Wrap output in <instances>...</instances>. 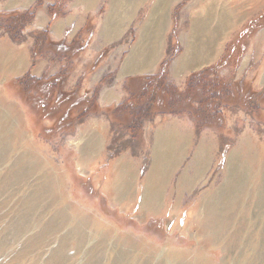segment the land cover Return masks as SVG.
Masks as SVG:
<instances>
[{
	"label": "rangeland",
	"instance_id": "374dc122",
	"mask_svg": "<svg viewBox=\"0 0 264 264\" xmlns=\"http://www.w3.org/2000/svg\"><path fill=\"white\" fill-rule=\"evenodd\" d=\"M24 28L19 40L1 26L0 35L20 43ZM233 40L202 70L216 68L244 101L230 93L215 113L199 111L187 83L202 70L190 72L173 84L186 100L156 110L136 138L121 130L125 121L114 112L124 99L110 107L94 101L93 112L65 125L57 85L43 93L27 76H0V264H264V8ZM60 58L53 56L54 68L66 75L71 66ZM166 120L189 128L190 149L177 174L196 173L194 189L172 198L171 212L118 208L101 173L80 164L83 140L99 132L113 149H105L106 159L127 153L142 158L146 170L144 127Z\"/></svg>",
	"mask_w": 264,
	"mask_h": 264
},
{
	"label": "crops",
	"instance_id": "0c3cea01",
	"mask_svg": "<svg viewBox=\"0 0 264 264\" xmlns=\"http://www.w3.org/2000/svg\"><path fill=\"white\" fill-rule=\"evenodd\" d=\"M37 1L0 0V15L31 11ZM56 3L42 0L20 43L0 35V76L6 81L28 76L40 81L43 93L59 80L71 101L94 100L104 107L119 104L128 87L155 74L170 56L166 70L174 85L214 64L264 8V0H63L53 14ZM42 36L51 45L45 41L34 58L36 38ZM121 39L123 44H117ZM53 56L70 64L66 75L57 73L64 67L55 69ZM188 130L174 120L144 127L150 135L145 136L150 144L146 170L142 158L127 153L106 159L99 132L83 140L79 161L101 173L105 195L118 208L148 215L171 212L172 198L189 196L195 187L196 173L177 174L190 149Z\"/></svg>",
	"mask_w": 264,
	"mask_h": 264
},
{
	"label": "trees",
	"instance_id": "16d2710c",
	"mask_svg": "<svg viewBox=\"0 0 264 264\" xmlns=\"http://www.w3.org/2000/svg\"><path fill=\"white\" fill-rule=\"evenodd\" d=\"M56 1L57 3L50 8L53 14L59 13V4L63 0ZM41 2L42 0H38L31 11L1 14L0 26L15 40H19L21 38L20 31L32 21L35 9L41 4ZM45 41H47L45 37L36 38V45L33 49L34 58L39 55V46L44 45L46 43ZM47 43L48 45H51L50 42L47 41ZM231 51H233V49H231ZM169 58L162 62L157 74L142 77L138 80L139 82H134L130 87H128L126 97L123 102L114 110L116 115L123 118L125 121L124 125L119 124L121 130L129 132L132 138H136L137 135L141 134L142 122L153 117V113L156 110H164L162 108H165V110H175L181 97L186 100L180 92L176 91L174 85L168 81L165 75V68ZM27 78L29 77L27 76ZM29 79L32 83H34L33 85L39 83L34 82L31 78ZM56 85L58 86L55 92V99H57L55 100V103H57L58 107L62 105L66 106V113L62 115V119L65 120V125L71 124L76 118H83V115L91 112V110L92 112L94 111V100L75 102L71 101L69 94L65 93V97L62 98L60 95L61 87L59 85V80H54L48 88L53 91L55 90L54 86ZM231 86L232 85L230 83H225L220 79L216 68H209L208 70H202L191 74L190 81L187 83V95L188 97L193 94L196 96V104L198 105L196 108H199V111L203 110L204 112L208 111V113H210L211 111L212 113H215L221 102H224L225 100L229 101L230 93L234 94V97L231 99H234L236 102L244 101V98L242 99L238 89ZM58 87L60 89H58ZM245 100L248 101L249 99L245 98ZM74 108H79L76 115L71 114ZM206 109L208 110L206 111ZM62 119H59L58 121ZM106 150L108 154L112 153L113 149L110 143L106 147ZM112 156H117V154L114 155L113 153Z\"/></svg>",
	"mask_w": 264,
	"mask_h": 264
}]
</instances>
